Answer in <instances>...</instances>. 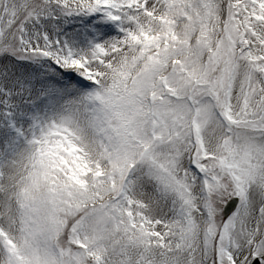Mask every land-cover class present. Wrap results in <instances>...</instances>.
I'll list each match as a JSON object with an SVG mask.
<instances>
[{
  "label": "snow or ice",
  "instance_id": "1",
  "mask_svg": "<svg viewBox=\"0 0 264 264\" xmlns=\"http://www.w3.org/2000/svg\"><path fill=\"white\" fill-rule=\"evenodd\" d=\"M0 264H264V0H0Z\"/></svg>",
  "mask_w": 264,
  "mask_h": 264
}]
</instances>
